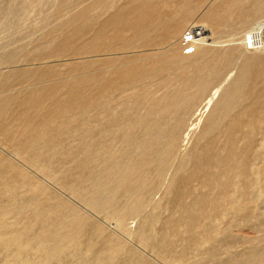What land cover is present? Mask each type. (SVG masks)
I'll return each instance as SVG.
<instances>
[{"label": "bare ground", "instance_id": "bare-ground-1", "mask_svg": "<svg viewBox=\"0 0 264 264\" xmlns=\"http://www.w3.org/2000/svg\"><path fill=\"white\" fill-rule=\"evenodd\" d=\"M47 1L54 10L35 23L39 50L67 34L42 60L32 61V33L10 22L32 0L11 2L0 21V261L264 264V39L236 65L197 54L246 19L258 33L264 0H242L233 13L225 0H105L100 20L85 18L94 8L66 17L65 0ZM200 12L202 27L190 29L199 39L181 38ZM88 55L94 68H70L69 56ZM199 58L205 77L189 74ZM160 73L157 99L131 93ZM124 102L135 106L126 119ZM110 191L115 209L102 206ZM119 225L125 238L112 232Z\"/></svg>", "mask_w": 264, "mask_h": 264}, {"label": "rangeland", "instance_id": "rangeland-1", "mask_svg": "<svg viewBox=\"0 0 264 264\" xmlns=\"http://www.w3.org/2000/svg\"><path fill=\"white\" fill-rule=\"evenodd\" d=\"M25 0H0V21L1 19L4 17V14H6L7 9L9 8V4L11 2H15L18 4V7H20L23 2ZM53 1H57L58 0H53ZM62 1V0H60ZM67 2V6H65L62 11L67 13L66 17H72L73 14L75 13L76 10L82 8V11L85 9L91 10L92 8L93 11H89L87 13H85V18L86 19H91V18H95L96 20H100L101 17H104L103 14H107V11H100L101 6L104 4L105 0H86L85 3H83L81 6H79L78 8L73 7V5L78 2V0H65ZM71 1V2H70ZM213 1H221V0H213ZM238 1V2H236ZM242 0H225L224 4L226 6V8L230 11V13H233L235 10H237L240 6ZM32 2L35 3V5H33L34 7H32V10L29 13H20L19 14V19L17 21H10L13 22L15 24V28L19 31H24V32H29L32 33V61L35 59L36 60H42L44 59L43 55L45 53H48L51 50H54V43L55 41H57L58 39L63 38L67 33L66 32H58L57 34L54 35V41L51 43V49L50 50H39L38 48V43H36V40L39 37V33L36 32L37 29V25L35 23H38L40 17L39 16H47L49 15L50 12H53L54 7L47 1V0H32ZM120 7V6H119ZM207 7V5L203 8L204 9ZM76 9V10H73ZM81 11V12H82ZM202 14V12H200L196 17H194L192 19V21L190 22L189 26L187 27L186 31L182 34L181 38L183 39H188L189 36L194 37L199 39V37H195L193 34L190 33V29H197L198 26L199 28L202 27V23L200 22V15ZM66 17H64L63 19H65ZM248 20V21H247ZM252 19H246L244 22H241L240 24H237L235 26V32L232 33H223L221 31H216L215 35L213 36L212 40H210L209 42H206L203 44V46L199 47V50L197 51V54H204L207 51H215L219 57H228L229 59H233L235 65L239 64L242 62L243 58L252 51L253 47L256 44L257 38L260 39H264V26L261 28L260 31L255 30L254 26V22L253 21H249ZM59 21L57 22H53L50 26H45V30L47 28H51L57 25ZM194 22V23H193ZM243 23V25H242ZM84 24V21H82L81 25ZM234 29V28H233ZM198 34H200V31L197 30ZM188 33V34H187ZM188 37V38H187ZM29 35L28 38L29 39ZM91 38H87L86 40H90ZM28 41V40H27ZM88 41H85L84 39L82 40H76L75 39V45L77 46H81L82 44L87 43ZM21 43H24V41L22 40ZM118 45L120 47H122V43L119 42ZM180 47H183L184 49L187 48L186 44L180 45ZM54 48V49H53ZM74 49V48H72ZM68 59H70V62H72L70 68H73L76 62H83L86 64L90 63V67L94 68L95 67V62H94V58L92 55H88V56H83L81 58H76L74 59L73 56H69ZM21 60V58H20ZM51 62L56 63V64H62L63 60L61 57H53L51 59ZM196 64L194 66L191 67L190 69V75L193 77H205L206 73L201 69L202 68V62L199 59L195 60ZM49 64V61L44 62L43 65L46 66ZM161 73L158 75L157 78L153 79L150 84L142 89H137L132 91L131 93H133L136 97L139 98H143L142 102L146 103H150L151 101L157 99L156 97L160 94H162L161 91L157 92L154 90V86L156 84V82L158 80H161ZM81 78V77H80ZM149 89H152L149 91ZM7 90H3L1 92H5ZM146 95H148L147 100ZM126 106H131L129 109H127L126 111H121V108L126 107ZM145 108L148 109L149 104L144 105ZM121 114L123 115V117L126 119L127 117L131 116L132 112L135 110V106L128 103V102H124L123 104H121L120 106L117 107ZM138 115L137 116H141L142 113H144V109H139L138 110ZM195 116V115H194ZM86 127L88 129H90L91 131H93L95 129V119L94 117L89 118L88 120H86ZM198 132V130L196 131ZM185 135V134H184ZM186 142H184L183 144H185ZM189 146V145H188ZM184 150V146L182 148ZM127 159H128V155H124ZM109 181V180H108ZM112 182L113 180L109 181V187L113 189L112 187ZM54 183V181H53ZM41 184L45 187H50L52 186L50 184H48V182L45 181L41 182ZM48 184V185H47ZM52 189L54 187H51ZM144 194V192H143ZM118 195V194H116ZM136 196H142V195H138V194H134L133 200H137L138 197ZM114 194L110 191L109 193H107L106 195H104V199L105 201L102 200V206L104 207V205L108 204V208L109 209H115L116 203L118 202V200L114 197ZM131 196H126V198H130ZM153 199V196H150ZM158 195H156V200H157ZM111 204V205H110ZM107 209V207H105L103 211H105ZM151 209V207L147 208V211H149ZM94 211H88L85 212L87 214H94ZM97 215V216H96ZM93 215L94 217H98V215L101 217L100 211H98V214ZM132 220H129L128 223H131ZM136 225L137 226V220H135ZM112 223V222H109ZM133 226V225H132ZM107 227V226H106ZM115 230L112 231L115 236H118L120 238H122V236L124 237L126 234L124 233L123 230H121V226H112ZM110 232V231H109ZM237 233L239 234V236H249L250 238H252L254 240V238H256L257 236H254V232H252V230L249 229H243L242 231H237ZM136 234V231H135ZM252 236V237H251ZM125 238V237H124ZM129 240V239H128ZM131 240V239H130ZM134 246L137 247L138 244H135L136 242H131ZM263 243V242H262ZM264 245V244H263ZM139 250H142L144 253H149L148 250L144 249L138 245L137 247ZM146 250V251H144ZM148 255V254H147ZM150 258L154 259L152 257V255L150 256ZM155 260V259H154ZM156 262L158 263V261L156 260ZM0 264H5V261H0ZM159 264H165V263H161L159 262Z\"/></svg>", "mask_w": 264, "mask_h": 264}]
</instances>
